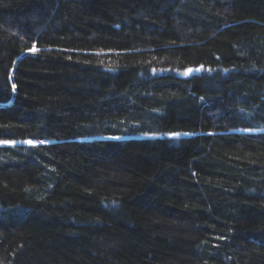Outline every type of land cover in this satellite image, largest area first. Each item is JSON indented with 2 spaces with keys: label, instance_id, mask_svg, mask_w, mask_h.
<instances>
[{
  "label": "trees",
  "instance_id": "trees-1",
  "mask_svg": "<svg viewBox=\"0 0 264 264\" xmlns=\"http://www.w3.org/2000/svg\"><path fill=\"white\" fill-rule=\"evenodd\" d=\"M0 140V264H264V0H0Z\"/></svg>",
  "mask_w": 264,
  "mask_h": 264
},
{
  "label": "rangeland",
  "instance_id": "rangeland-1",
  "mask_svg": "<svg viewBox=\"0 0 264 264\" xmlns=\"http://www.w3.org/2000/svg\"><path fill=\"white\" fill-rule=\"evenodd\" d=\"M188 71H191V69L188 70ZM188 71H186L185 73H188ZM181 133H186V132H180L179 134H181ZM174 134H177V133H172L170 135H174ZM157 135H162V134H157ZM4 142H10V143H4ZM14 142H16V141H14V140H0V145H3V144H11V143H14ZM19 209H22V208L19 207ZM0 215L2 216V211L0 212Z\"/></svg>",
  "mask_w": 264,
  "mask_h": 264
},
{
  "label": "snow or ice",
  "instance_id": "snow-or-ice-1",
  "mask_svg": "<svg viewBox=\"0 0 264 264\" xmlns=\"http://www.w3.org/2000/svg\"><path fill=\"white\" fill-rule=\"evenodd\" d=\"M174 135H180L179 133H177V134H174ZM4 143H10V142H4ZM28 143H33L32 141H28Z\"/></svg>",
  "mask_w": 264,
  "mask_h": 264
}]
</instances>
